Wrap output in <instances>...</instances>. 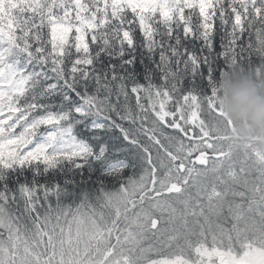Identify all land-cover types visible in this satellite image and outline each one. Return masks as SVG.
<instances>
[{
  "label": "snow or ice",
  "instance_id": "6c2138e0",
  "mask_svg": "<svg viewBox=\"0 0 264 264\" xmlns=\"http://www.w3.org/2000/svg\"><path fill=\"white\" fill-rule=\"evenodd\" d=\"M254 58L264 0H0V264H264V148L205 78Z\"/></svg>",
  "mask_w": 264,
  "mask_h": 264
},
{
  "label": "clouds",
  "instance_id": "9594fccd",
  "mask_svg": "<svg viewBox=\"0 0 264 264\" xmlns=\"http://www.w3.org/2000/svg\"><path fill=\"white\" fill-rule=\"evenodd\" d=\"M219 103L235 130L234 143H258L264 148V70L259 77L251 72H228L219 83Z\"/></svg>",
  "mask_w": 264,
  "mask_h": 264
},
{
  "label": "trees",
  "instance_id": "16d2710c",
  "mask_svg": "<svg viewBox=\"0 0 264 264\" xmlns=\"http://www.w3.org/2000/svg\"><path fill=\"white\" fill-rule=\"evenodd\" d=\"M221 31L225 32L223 26L221 25ZM223 41L226 43L228 40V35L225 32L224 36L222 37ZM201 47L200 50L198 51L195 47L188 49V52L191 55H199V52L206 50V48L208 47V45L206 44V42L201 41L200 42ZM221 52H223V47L221 48ZM217 56H219V54H217ZM264 63V61H262L260 58H254L253 61L251 63H245L242 65L243 67V71L246 72H251V73H255V71L257 70V68ZM232 66L230 65L229 62H225V68L222 69L221 71H228V72H232ZM190 71L195 75V74H200L202 73V67L201 68H190ZM236 71H239V69H236ZM210 72L214 73V69L210 68ZM206 79L209 80V89H216L219 87V83L221 82V77L216 76V75H212L210 77H205ZM206 94V93H205Z\"/></svg>",
  "mask_w": 264,
  "mask_h": 264
}]
</instances>
